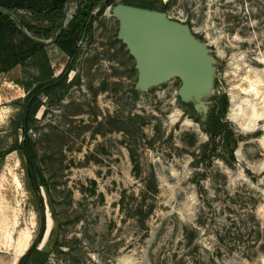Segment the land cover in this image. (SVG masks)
<instances>
[{
  "label": "rangeland",
  "instance_id": "374dc122",
  "mask_svg": "<svg viewBox=\"0 0 264 264\" xmlns=\"http://www.w3.org/2000/svg\"><path fill=\"white\" fill-rule=\"evenodd\" d=\"M165 2L168 16L188 24L210 50L219 86L204 98L207 112L194 109L205 119L212 97L227 95L236 160L223 161L183 108L180 79L136 89V62L118 38V19L95 10L64 87L41 95L32 124L59 225L43 187L47 217L62 244L49 247L48 264H264V0ZM77 3L68 5L65 27ZM54 40L44 42L58 77L70 58ZM38 74L33 60L0 73L2 152L17 141L9 127L25 103L24 84ZM26 167L21 151L1 163L0 264H13L24 235L29 247L36 236ZM152 172L159 194L146 205L154 204L153 213L128 216L123 196L127 209L141 204Z\"/></svg>",
  "mask_w": 264,
  "mask_h": 264
},
{
  "label": "trees",
  "instance_id": "16d2710c",
  "mask_svg": "<svg viewBox=\"0 0 264 264\" xmlns=\"http://www.w3.org/2000/svg\"><path fill=\"white\" fill-rule=\"evenodd\" d=\"M73 0H0V73H8L17 66H25L30 60L39 70V74L24 84L27 91L25 103L12 120L9 130L17 136L14 146L0 151L1 163L7 155L21 151L26 159L29 190L34 198L37 231L35 239L27 252L19 259L18 264H48L50 260L49 247L55 250L62 247L57 227L52 228L48 242L44 248L47 230V205L42 194V188L48 195V206L55 225H59L56 208L45 177L38 165V151L31 134L33 120L41 106V95H49L51 91L64 87L66 80L60 81L54 77V70L46 49L45 40L56 39V44L71 58L79 54V42L82 34L92 25L95 17L91 15L98 10L101 16L112 5L125 4L144 9L167 12L169 2L165 0H77V11L66 27V12ZM62 34L59 36V33ZM35 85V86H34ZM216 89L218 81L215 82ZM138 95L137 92H135ZM211 110L205 119L196 117L192 103L181 102L183 108H189L195 115L203 130L209 135L215 147L223 151L221 159L226 163L236 160L235 151L239 140L232 123L227 119L229 100L225 93L212 97ZM18 136H22L19 143ZM159 194V184L154 172L146 177L145 190L142 193L141 204L126 208V196L122 198V210L140 219L148 218L154 211V204L146 205L148 199H156ZM264 249V248H263Z\"/></svg>",
  "mask_w": 264,
  "mask_h": 264
},
{
  "label": "water",
  "instance_id": "95a60500",
  "mask_svg": "<svg viewBox=\"0 0 264 264\" xmlns=\"http://www.w3.org/2000/svg\"><path fill=\"white\" fill-rule=\"evenodd\" d=\"M0 10L5 12L1 7ZM107 10L118 19V38L136 62V89L147 91L172 79H180V99L193 103L197 111L204 108L207 112L204 98L215 87L214 59L189 25L173 20L166 12L122 3ZM50 232L47 217L45 241Z\"/></svg>",
  "mask_w": 264,
  "mask_h": 264
},
{
  "label": "bare ground",
  "instance_id": "6f19581e",
  "mask_svg": "<svg viewBox=\"0 0 264 264\" xmlns=\"http://www.w3.org/2000/svg\"><path fill=\"white\" fill-rule=\"evenodd\" d=\"M52 219L49 218L48 219V228L52 230ZM29 242H30V235L26 234L23 236V238L21 239V241L19 242L18 246H17V249H16V252L14 254V257H13V264H17L19 259L26 253V251L28 250V247H29ZM45 242V240H44ZM43 242V243H44Z\"/></svg>",
  "mask_w": 264,
  "mask_h": 264
},
{
  "label": "flooded vegetation",
  "instance_id": "af4514ba",
  "mask_svg": "<svg viewBox=\"0 0 264 264\" xmlns=\"http://www.w3.org/2000/svg\"><path fill=\"white\" fill-rule=\"evenodd\" d=\"M94 17V13L91 15V19ZM87 32H88V29H86L84 32H83V34H82V37H81V40H80V42H79V53H80V50H81V47H82V44H83V41H84V39L86 38V35H87ZM62 34V33H61ZM56 40V39H55ZM54 40V41H55ZM55 44H56V41H55ZM58 46V45H57ZM59 47V46H58ZM60 48V47H59ZM61 49V48H60ZM61 51L65 54V55H67L62 49H61ZM79 55V54H78ZM68 56V55H67ZM69 58H70V62L68 63V65H67V67L64 69V72H63V74L62 75H60V76H58V77H56L55 76V74H54V77L55 78H57L58 80H60L61 82L62 81H64V80H66L67 79V75H68V73L73 69V60L75 59V58H77V57H75V58H71L70 56H68ZM64 84V83H63Z\"/></svg>",
  "mask_w": 264,
  "mask_h": 264
}]
</instances>
